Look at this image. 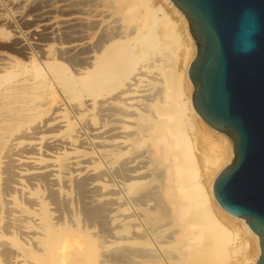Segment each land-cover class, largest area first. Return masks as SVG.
Here are the masks:
<instances>
[{"label":"bare ground","instance_id":"bare-ground-1","mask_svg":"<svg viewBox=\"0 0 264 264\" xmlns=\"http://www.w3.org/2000/svg\"><path fill=\"white\" fill-rule=\"evenodd\" d=\"M177 29L149 0H0V264H256Z\"/></svg>","mask_w":264,"mask_h":264},{"label":"water","instance_id":"water-1","mask_svg":"<svg viewBox=\"0 0 264 264\" xmlns=\"http://www.w3.org/2000/svg\"><path fill=\"white\" fill-rule=\"evenodd\" d=\"M195 53L188 65L194 111L232 143L213 195L258 236L264 264V0H169Z\"/></svg>","mask_w":264,"mask_h":264},{"label":"rangeland","instance_id":"rangeland-1","mask_svg":"<svg viewBox=\"0 0 264 264\" xmlns=\"http://www.w3.org/2000/svg\"><path fill=\"white\" fill-rule=\"evenodd\" d=\"M150 3H156V5H158L161 8V11H164V13H166L168 15V17L177 25V30H178V34H179V38H178V42L181 44L182 50L184 49L185 51V59L184 62H177V73H178V77H179V81H180V86L182 87V89L185 91L188 89L189 93L191 90V84L187 78V74H186V70H187V64L190 62V60L193 58L194 53H195V45L194 42L188 32V27H187V22L184 18V16L180 13V11L174 7V9L172 7H170V5H168L167 3H165L163 0H149ZM170 4V3H169ZM14 9H9L7 12H5V14L7 15L8 18L12 19V16L15 15L16 12H14ZM7 28H5V27ZM18 29H19V25ZM3 27L6 30H10L9 26L3 25ZM20 29L23 30V28L20 27ZM8 48H4L3 51H5L6 53H8L9 55L13 56L16 59H21L20 55H17V53H13L12 50L8 49ZM181 48L179 50V52L181 53ZM12 51V52H11ZM189 83V85H188ZM184 96H186V92L183 93ZM60 99V98H59ZM225 136V135H224ZM226 139L229 141L230 144V158L228 159V162H226L227 164L231 161L232 159V143L230 141V139L225 136ZM226 163L222 164L220 168H222L224 165H226ZM218 168V170L220 169ZM217 171V169H216ZM233 232H236L235 230ZM250 255H249V251H246L243 246H238L235 247L234 249V253H233V257H232V263L233 264H249L250 261ZM227 260V259H226ZM230 262V261H229Z\"/></svg>","mask_w":264,"mask_h":264}]
</instances>
